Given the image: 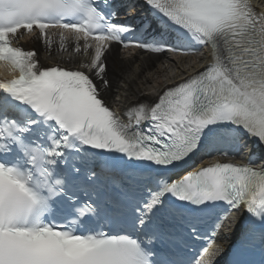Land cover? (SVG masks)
<instances>
[{"label":"bare ground","instance_id":"bare-ground-1","mask_svg":"<svg viewBox=\"0 0 264 264\" xmlns=\"http://www.w3.org/2000/svg\"><path fill=\"white\" fill-rule=\"evenodd\" d=\"M51 37L60 38L55 33H51ZM63 38L68 43L67 48L62 46V49H57L54 52L50 47L42 48L41 46L42 60L52 63H67L68 65H79L80 62H86L88 48L78 52L74 50L76 44H73V37L65 35ZM105 59L112 69L117 70L116 73H109L104 85L105 94L108 100L113 101L121 108L129 106L134 100L141 97H154L171 81L190 74L199 67L195 58L151 56L136 51L112 50ZM98 64L95 68L98 67Z\"/></svg>","mask_w":264,"mask_h":264}]
</instances>
